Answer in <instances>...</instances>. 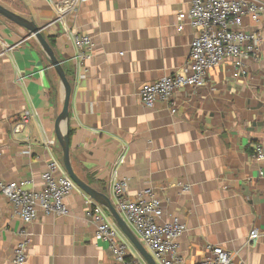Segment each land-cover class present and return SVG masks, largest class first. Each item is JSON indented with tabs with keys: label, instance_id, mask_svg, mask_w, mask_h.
Listing matches in <instances>:
<instances>
[{
	"label": "crops",
	"instance_id": "obj_1",
	"mask_svg": "<svg viewBox=\"0 0 264 264\" xmlns=\"http://www.w3.org/2000/svg\"><path fill=\"white\" fill-rule=\"evenodd\" d=\"M61 1L0 3L43 28L67 72L72 93L62 131L72 132L75 173L114 203L116 177L128 180L130 198L151 190L162 201V221L177 216L187 224L179 240L184 264H200L209 245L231 251L233 264H264V159L254 156V146L264 145V15L259 23L244 17V28L263 36L257 55L244 58L245 73L236 77L227 59L205 85L178 88L171 103L147 107L140 87L187 67L195 29L188 20L178 25L191 0H92L58 19ZM74 35L93 39L84 62L75 58ZM63 101L61 79L38 39L0 14L1 179L40 188L49 161L62 163L55 123ZM89 198L76 187L65 199L68 214L39 210L26 224L0 190V264H12L23 229L31 233L25 264H126L139 251L131 243L125 261L115 257L87 216ZM254 229L260 237L251 240Z\"/></svg>",
	"mask_w": 264,
	"mask_h": 264
},
{
	"label": "built area",
	"instance_id": "obj_2",
	"mask_svg": "<svg viewBox=\"0 0 264 264\" xmlns=\"http://www.w3.org/2000/svg\"><path fill=\"white\" fill-rule=\"evenodd\" d=\"M92 0H62L57 11L62 14L74 10L79 4ZM250 16L259 23L264 15V2L259 0H191L187 12H180L179 29L185 26V20L195 29V37L191 42L189 60L184 72H175L160 79L144 83L138 96L147 107H153L158 101L171 103L175 92L182 87H201L207 83L209 72L227 59L235 65L234 75L244 72V58L257 55L263 42V36L257 31L244 28V17ZM71 38V36H69ZM73 42L78 49L76 59L80 62L88 60L94 42L90 35H74ZM175 112L176 109L172 108ZM30 112L26 111L23 119L15 127L19 132L28 122ZM254 156L264 159V145L254 146ZM124 159V157L122 158ZM263 173V172H262ZM43 185L40 188L29 187V179L4 181L0 178V190L8 198L13 215L20 217L26 224L38 217L39 210L46 215H65L69 208L65 199L77 187L74 180L62 166L60 161L52 158L42 174ZM115 206L135 232L141 242L153 254L158 264H184L180 256L179 240L187 230V224L180 217H172L162 221V201L149 189L139 192L136 198L127 196L128 180L116 177L112 181ZM185 191L190 190L184 184ZM87 216L96 226V235L103 239L109 250L119 261L129 256L130 241L110 218L104 207L92 198L86 201ZM21 239L16 246L12 264H25L28 257L30 236L28 230L20 231ZM260 232L254 229L249 238L258 239ZM210 253L200 264H233L234 254L222 246L209 245ZM126 264H148L138 252L131 254Z\"/></svg>",
	"mask_w": 264,
	"mask_h": 264
},
{
	"label": "water",
	"instance_id": "obj_3",
	"mask_svg": "<svg viewBox=\"0 0 264 264\" xmlns=\"http://www.w3.org/2000/svg\"><path fill=\"white\" fill-rule=\"evenodd\" d=\"M0 14L4 15L8 19L26 27L31 35L35 36L44 50L48 55V60L51 65L55 68L58 73L62 85L64 87V101L63 107L56 119L55 123V131L57 139L62 148V160L64 167L71 178L76 183L77 187H80L87 195L93 198L96 202L102 204L106 209L110 212L117 225L123 232V234L128 238L130 243L134 245V247L139 251V253L143 256V258L148 262V264H158L153 254L146 248V246L141 242L138 236L135 234L134 230L127 223V221L122 217L121 213L115 206L112 198L105 193L97 191L95 188L90 186L88 183L83 181L74 171L71 161V139L70 133L67 129L66 131H62V127L65 123H67L70 115V100L72 93V84L68 79L67 72L62 65V62L56 56V53L53 47L49 44V42L44 37L42 27H39L34 21L25 18L24 16L12 11L7 8L3 4L0 3Z\"/></svg>",
	"mask_w": 264,
	"mask_h": 264
},
{
	"label": "trees",
	"instance_id": "obj_4",
	"mask_svg": "<svg viewBox=\"0 0 264 264\" xmlns=\"http://www.w3.org/2000/svg\"><path fill=\"white\" fill-rule=\"evenodd\" d=\"M71 133H72V132H71V130H70V135H71Z\"/></svg>",
	"mask_w": 264,
	"mask_h": 264
},
{
	"label": "rangeland",
	"instance_id": "obj_5",
	"mask_svg": "<svg viewBox=\"0 0 264 264\" xmlns=\"http://www.w3.org/2000/svg\"><path fill=\"white\" fill-rule=\"evenodd\" d=\"M62 165H63V161H62V163H61Z\"/></svg>",
	"mask_w": 264,
	"mask_h": 264
}]
</instances>
